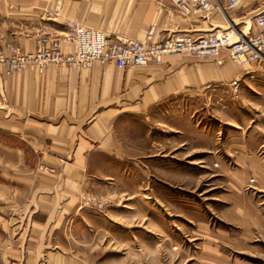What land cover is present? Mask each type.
I'll return each mask as SVG.
<instances>
[{"label":"crops","instance_id":"obj_1","mask_svg":"<svg viewBox=\"0 0 264 264\" xmlns=\"http://www.w3.org/2000/svg\"><path fill=\"white\" fill-rule=\"evenodd\" d=\"M240 6L231 15L216 10L182 16L168 0H0V53L33 52L45 31L60 34L75 20L113 38L146 39L154 24V40L173 30L199 36L225 28L235 16L246 18L249 8ZM49 12L58 17L48 20ZM227 59L175 55L161 65L124 70L99 62L77 70L61 64L12 76L0 65V132L6 136L0 137V199L9 201L12 185L18 207L0 204V264H37L45 256L50 264L90 259V240L105 231L109 203L103 212L82 207V195L103 196L97 190L126 171L127 162L141 163L142 172L145 167L148 147L124 139L123 125L145 122L153 108L174 96L199 94L211 82L232 79L239 69ZM142 136L147 138L146 128ZM244 150H237L235 161L258 157L260 166V156ZM111 163L116 166L110 172L103 165ZM68 246L81 250L60 259L56 248Z\"/></svg>","mask_w":264,"mask_h":264},{"label":"rangeland","instance_id":"obj_2","mask_svg":"<svg viewBox=\"0 0 264 264\" xmlns=\"http://www.w3.org/2000/svg\"><path fill=\"white\" fill-rule=\"evenodd\" d=\"M243 6L248 16L232 19L241 29L252 25L264 0ZM227 62L239 69L232 79L174 96L145 122L123 125L124 139L148 147L145 167L127 162L126 171L96 189L106 197L91 193L109 203L108 224L98 241L90 240V259L84 254L81 264H264V63ZM235 78H241L238 94L230 90ZM242 147L260 156V166L258 157L235 161ZM103 166L111 172L116 165ZM8 186L9 201L2 197L0 204L17 209ZM56 250L66 260L81 247ZM37 264L50 263L45 256Z\"/></svg>","mask_w":264,"mask_h":264},{"label":"built area","instance_id":"obj_3","mask_svg":"<svg viewBox=\"0 0 264 264\" xmlns=\"http://www.w3.org/2000/svg\"><path fill=\"white\" fill-rule=\"evenodd\" d=\"M182 16L208 15L216 10L225 12L239 7L243 0H168ZM58 13L49 12L48 20H55ZM239 23L230 22L226 29L194 36L188 32L173 30L154 40L157 25H153L146 39H133L123 35L111 37L104 31L84 26L78 20L70 21L68 29L60 34L44 32L33 52L13 50V55L0 53V65L9 76L20 74L30 67L39 72L48 66L66 64L73 70L91 69L96 62L113 64L124 70L131 67H146L150 62L162 64L166 57L175 55L193 56L200 60H217L225 55L231 61L262 65L264 63V7L255 13L252 25L241 29ZM71 47L67 51L65 47ZM241 78L231 82V91L238 94ZM107 202L97 195L83 194L82 207L103 211Z\"/></svg>","mask_w":264,"mask_h":264},{"label":"bare ground","instance_id":"obj_4","mask_svg":"<svg viewBox=\"0 0 264 264\" xmlns=\"http://www.w3.org/2000/svg\"><path fill=\"white\" fill-rule=\"evenodd\" d=\"M227 27H225L224 29H226ZM67 31V30H66ZM134 39V38H133Z\"/></svg>","mask_w":264,"mask_h":264}]
</instances>
